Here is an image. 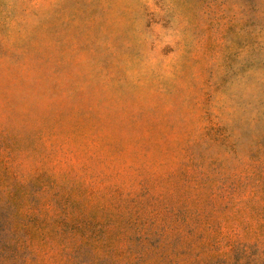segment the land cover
Masks as SVG:
<instances>
[{
  "label": "rangeland",
  "instance_id": "1",
  "mask_svg": "<svg viewBox=\"0 0 264 264\" xmlns=\"http://www.w3.org/2000/svg\"><path fill=\"white\" fill-rule=\"evenodd\" d=\"M36 175L45 204L75 202L76 242L96 244L91 218L186 202L218 223L217 260L264 264V0H0V191L19 212Z\"/></svg>",
  "mask_w": 264,
  "mask_h": 264
},
{
  "label": "trees",
  "instance_id": "2",
  "mask_svg": "<svg viewBox=\"0 0 264 264\" xmlns=\"http://www.w3.org/2000/svg\"><path fill=\"white\" fill-rule=\"evenodd\" d=\"M43 180V175H36L20 183V197L28 200L20 212L0 191V264H25L27 255L40 264L39 256L45 254L61 264H179L185 256L203 252L210 255L204 264H226L225 258L217 260L215 255L228 244L221 243L218 223L207 217L204 208L186 202L162 204L151 210L152 216L125 211L116 217L91 218L96 244L76 242L75 233L82 234L77 223L82 220L68 218L75 202L54 192L45 204L41 193L48 185ZM111 197L117 210L128 208L132 200L116 188ZM97 209L109 211L105 206Z\"/></svg>",
  "mask_w": 264,
  "mask_h": 264
}]
</instances>
